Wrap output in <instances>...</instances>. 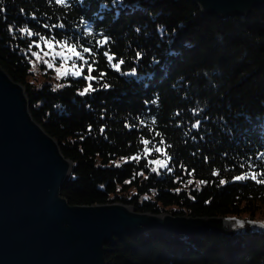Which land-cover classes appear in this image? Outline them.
<instances>
[{
  "label": "trees",
  "instance_id": "obj_1",
  "mask_svg": "<svg viewBox=\"0 0 264 264\" xmlns=\"http://www.w3.org/2000/svg\"><path fill=\"white\" fill-rule=\"evenodd\" d=\"M0 8V67L24 87L32 118L72 162L61 189L69 205L264 219V185L233 179L250 172L249 165L264 172V7L225 19L200 16L191 0H0ZM65 42L92 50L82 54L95 61L93 76L105 73L91 81L97 91L79 95L89 81L71 74L72 60L64 65L69 74L59 78L62 58L52 68L45 63L41 55L49 51L71 55ZM104 52L115 59L109 62ZM120 58L125 63L117 71L112 64ZM154 160L168 167L153 172ZM105 260L264 264V233L179 236L146 229L115 239Z\"/></svg>",
  "mask_w": 264,
  "mask_h": 264
},
{
  "label": "water",
  "instance_id": "obj_2",
  "mask_svg": "<svg viewBox=\"0 0 264 264\" xmlns=\"http://www.w3.org/2000/svg\"><path fill=\"white\" fill-rule=\"evenodd\" d=\"M200 16H248L264 0H191ZM58 142L31 116L25 89L0 67V264H107L105 247L146 229L179 236L264 233L239 219L135 212L119 203L71 206L72 172Z\"/></svg>",
  "mask_w": 264,
  "mask_h": 264
},
{
  "label": "snow or ice",
  "instance_id": "obj_3",
  "mask_svg": "<svg viewBox=\"0 0 264 264\" xmlns=\"http://www.w3.org/2000/svg\"><path fill=\"white\" fill-rule=\"evenodd\" d=\"M56 3L63 5V4H66V0H56ZM0 11H3V9L0 8ZM45 27H49V26L45 25ZM51 27H63V25H53ZM9 31H12L11 26L9 27ZM21 31L26 32L30 36L31 35H38V33H34V32H32L31 30H28V29H22ZM40 39L41 40H45V38L43 36H41ZM107 42H108V40H107V38H105L104 43H107ZM45 43L48 45V47L50 49L54 48V46H55L53 44L52 40H46ZM57 43H59V42H57ZM37 47H39V45H37ZM63 47H66L67 48V52L70 53L71 55L70 56H66L64 54V52H54L53 53V56H52L53 60H55L57 57H61L62 58V63L60 65V67L56 69L57 77L59 78L61 76H67L69 74L68 70L64 68V61L72 60L71 68L74 69V71H72L71 74L73 76H77V77L83 75L84 79L86 81H89L87 86L84 87V89L79 92V95L85 96V95H87L89 93L97 91L98 89H96L93 86L91 81L98 80V79H103V77L105 76V73L101 72V73H98L97 76H93L92 73L94 71V68H93L92 65L95 63V61L93 60L92 63H89L88 60L85 58V56L82 54V53H86V54L92 55L93 54L92 50L90 48H88V47H83L82 52H81V51L77 50V45L76 44L73 43V44L69 45L67 42H65ZM29 50H31V45L29 46ZM44 55L47 56L48 53H44ZM32 56L39 57V54L36 53V52H32ZM104 56L107 58V60L109 62H112L115 59V54H109L108 52H104ZM140 58H141V53L137 52L135 59L139 60ZM76 61H80L82 63L78 65L76 63ZM45 63H47V66L49 68L53 67L52 63H49L47 61H45ZM124 63H125V60L123 58H120L119 60H117L116 63L112 64V67L115 68L117 71H120V67ZM85 66L87 67V75H84ZM61 69H64V70L61 71ZM135 73H136V69L133 68L131 74L134 75ZM62 86L63 85H58L57 87H62ZM102 87L107 89L109 87V85L108 84H103ZM153 123H155V118H153ZM200 125H201V121L199 119H197L195 121V123L192 125V127L199 128ZM89 130L91 131V126H89ZM100 131L103 132L104 129L101 128ZM193 139H195V137H193ZM143 143L145 145H148L149 141L148 140H144ZM155 150H156V152L160 151L159 148H156ZM148 151H149V149L145 148V152L147 153ZM132 159L139 160L140 157L136 156V157H132ZM169 159H171V158H169ZM207 159L208 158L205 157L206 161H207ZM151 163L160 165L161 168H167L168 167L167 164L164 161H161V160H154ZM240 166L242 168L244 167L243 164H241ZM249 167L252 169L250 172H245V173H242L240 175H236L233 179L235 181H245V180H249L250 179V180L256 182L257 184L264 185V172L255 171L254 166H252V165H249ZM168 170L171 171V169H168ZM152 171L156 172L157 169L153 168ZM213 175H218V173L214 172ZM200 183L203 184L205 182L201 181ZM224 183H226V181L220 180V184L221 185L224 184Z\"/></svg>",
  "mask_w": 264,
  "mask_h": 264
},
{
  "label": "rangeland",
  "instance_id": "obj_4",
  "mask_svg": "<svg viewBox=\"0 0 264 264\" xmlns=\"http://www.w3.org/2000/svg\"><path fill=\"white\" fill-rule=\"evenodd\" d=\"M56 52V51H55ZM57 52H59V51H57ZM53 53H54V51L52 52V51H49L48 52V55H47V57L46 56H44V55H41L42 57H45L46 58V60L48 61V62H50V63H54L55 65H56V60L58 59V62H59V58H61V57H57L55 60H53L52 59V56H53ZM64 65L66 66V64L68 63V61H64ZM69 67H71V65L69 64V66H68V69H70ZM155 168L157 169V170H159V169H162L161 168V166L160 165H157L156 164V166H155ZM241 220H246V217H244V218H241ZM254 222L253 223H256V224H264V219L263 218H261L259 215L255 218V220H253Z\"/></svg>",
  "mask_w": 264,
  "mask_h": 264
}]
</instances>
